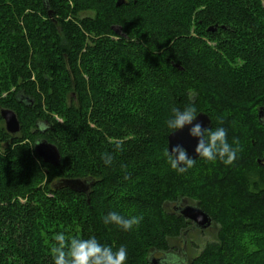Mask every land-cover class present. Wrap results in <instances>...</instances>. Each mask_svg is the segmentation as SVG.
<instances>
[{
  "label": "trees",
  "instance_id": "1",
  "mask_svg": "<svg viewBox=\"0 0 264 264\" xmlns=\"http://www.w3.org/2000/svg\"><path fill=\"white\" fill-rule=\"evenodd\" d=\"M117 1L0 0V108L20 124L12 136L0 118V226L14 230L0 264H52L58 232L124 245L125 264H264V0ZM187 105L236 141L234 165L170 169L164 121ZM40 139L59 166L37 157ZM62 178L93 181L89 198L54 190ZM185 200L218 225L189 261L172 243ZM110 211L142 219L125 232Z\"/></svg>",
  "mask_w": 264,
  "mask_h": 264
},
{
  "label": "clouds",
  "instance_id": "2",
  "mask_svg": "<svg viewBox=\"0 0 264 264\" xmlns=\"http://www.w3.org/2000/svg\"><path fill=\"white\" fill-rule=\"evenodd\" d=\"M198 112L192 105L183 108L173 107L171 114L164 121V132L172 133L191 125L188 135L196 138L194 154L203 162L219 161L224 165H230L237 158L239 151L238 146H233L236 141L233 140L232 145L229 144L226 129L222 126L202 129L200 123L193 124ZM115 148H120L119 143L115 144ZM163 155L170 169L177 174L185 173L196 162V159L189 157L186 150L179 144L173 146L170 152L165 148ZM100 159L106 167L112 165L111 153H102ZM141 219L140 216H124L117 211H110L103 217V223L114 225L126 232L134 225H138ZM53 239L55 246L50 248L52 264H125L128 258L124 245L113 248L98 242L94 236L66 239L63 232H58ZM161 264H175V258L165 255Z\"/></svg>",
  "mask_w": 264,
  "mask_h": 264
},
{
  "label": "water",
  "instance_id": "3",
  "mask_svg": "<svg viewBox=\"0 0 264 264\" xmlns=\"http://www.w3.org/2000/svg\"><path fill=\"white\" fill-rule=\"evenodd\" d=\"M122 2L123 0H118L116 5L119 6ZM0 118L4 123V129L7 134L13 136L19 133L20 124L16 114L13 111L0 108ZM197 122L200 123L202 129L210 128L211 126L209 117L204 113H198L192 123L194 124ZM190 127L191 125L184 126L180 130L172 132L168 136L167 151L170 152L173 146L179 144L186 150L189 157L193 159L198 158L193 152V148L196 144V138H192L188 135V129ZM33 149L37 157L40 158L44 164L52 165L55 167L60 165L61 156L55 145L47 142L44 139H40L35 141ZM93 184V181L83 180L79 178H62L56 180L52 185V188L54 190L68 189L72 192L84 194L88 199ZM174 209L183 219L187 220L189 223H192L193 226L191 227V229L193 230L195 229L199 231H205L212 225L211 218L196 206L184 205L178 207V209L177 207H175ZM160 261L162 260L156 259V261L153 262L154 264H156Z\"/></svg>",
  "mask_w": 264,
  "mask_h": 264
},
{
  "label": "rangeland",
  "instance_id": "4",
  "mask_svg": "<svg viewBox=\"0 0 264 264\" xmlns=\"http://www.w3.org/2000/svg\"><path fill=\"white\" fill-rule=\"evenodd\" d=\"M184 0H156L155 2L150 1V7H154L157 9V6L161 7L163 6V2H166V4H172V3H177V2H182ZM157 5V6H156ZM160 9V8H159ZM155 10V9H154ZM90 14H88V12H86L85 14H82L81 16H88ZM191 18V23L194 24L197 17H195L194 15L190 16ZM189 23V21H187ZM259 65H264V64H259ZM263 72V70H262ZM264 75V73H263ZM255 83V82H254ZM224 113V112H223ZM58 122H61L58 118H57ZM219 125H223L224 122L222 121H218ZM4 126V123H3ZM233 141L229 142L232 143ZM2 148V147H0ZM236 161V159H235ZM234 161L232 162L231 165L233 164ZM224 165V164H223ZM203 173L206 172H196L195 175V180H198L199 182L201 181L200 178L203 179ZM207 174V173H206ZM208 175V174H207ZM20 202V199H18ZM184 203L182 204V206L184 205H191V206H195L194 202H188V201H183ZM172 209L173 204L169 205ZM189 230L187 231V234H185L184 238H177L176 240H173L172 243H174L173 247L175 248V250H177L178 253H180V249L183 248V253L185 255V258L188 259V261L190 259H192L193 257H195L196 255H198V253L201 251L202 247L205 245V243L207 242H211L214 240L215 236H216V232H217V227L218 225H211V227L205 231H199V230H193L191 229V227L193 226L192 223L189 224ZM11 226H0V244L1 242H4V238L5 236L11 237V235H14V230H12L10 228ZM11 234V235H10ZM136 235L131 236V244L136 248V244L138 243L136 241V238H138ZM184 242V244H183ZM1 246L4 247V245L1 244ZM3 248L0 249V252ZM154 258H159V256H157V254H155L153 256Z\"/></svg>",
  "mask_w": 264,
  "mask_h": 264
},
{
  "label": "bare ground",
  "instance_id": "5",
  "mask_svg": "<svg viewBox=\"0 0 264 264\" xmlns=\"http://www.w3.org/2000/svg\"><path fill=\"white\" fill-rule=\"evenodd\" d=\"M264 115V108L260 109L258 111V117L261 118ZM259 163H261L262 161H258Z\"/></svg>",
  "mask_w": 264,
  "mask_h": 264
},
{
  "label": "flooded vegetation",
  "instance_id": "6",
  "mask_svg": "<svg viewBox=\"0 0 264 264\" xmlns=\"http://www.w3.org/2000/svg\"><path fill=\"white\" fill-rule=\"evenodd\" d=\"M263 117V120H264V116H262Z\"/></svg>",
  "mask_w": 264,
  "mask_h": 264
}]
</instances>
